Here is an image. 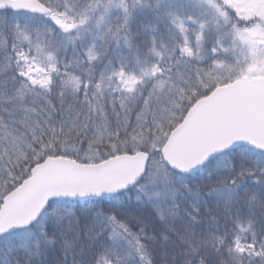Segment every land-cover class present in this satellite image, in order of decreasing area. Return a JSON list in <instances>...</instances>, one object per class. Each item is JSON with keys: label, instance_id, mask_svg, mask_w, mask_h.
<instances>
[{"label": "snow or ice", "instance_id": "snow-or-ice-1", "mask_svg": "<svg viewBox=\"0 0 264 264\" xmlns=\"http://www.w3.org/2000/svg\"><path fill=\"white\" fill-rule=\"evenodd\" d=\"M0 264H264V0H0Z\"/></svg>", "mask_w": 264, "mask_h": 264}]
</instances>
